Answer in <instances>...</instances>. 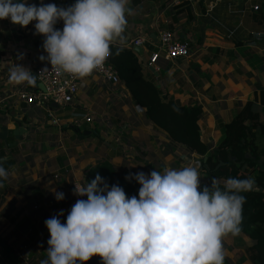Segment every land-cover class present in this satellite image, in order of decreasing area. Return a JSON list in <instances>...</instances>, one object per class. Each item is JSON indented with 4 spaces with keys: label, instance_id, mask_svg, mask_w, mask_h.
<instances>
[{
    "label": "crops",
    "instance_id": "obj_1",
    "mask_svg": "<svg viewBox=\"0 0 264 264\" xmlns=\"http://www.w3.org/2000/svg\"><path fill=\"white\" fill-rule=\"evenodd\" d=\"M45 1L63 6V0ZM185 2L189 10L178 7ZM129 7L135 12L127 16L126 40L113 46L130 48L133 40L142 38L140 48L148 61L162 31L188 42L187 58H160L153 66H143V74L164 100L201 107V141L215 148L222 127L250 103L261 127L255 143L264 150V0H130ZM35 23L22 27L0 20V160L9 171L0 186V264H40L47 259L50 233L45 221L63 210L59 219L66 223L75 202L87 199L74 194L75 184L90 183L103 175L106 165L128 197L138 198L140 188L134 176L125 179L130 173L193 166L201 184L209 182L200 157L155 127L123 82L112 85L92 73L80 81L67 105L38 107L20 101L19 92H36L41 85L9 83L8 67L20 64L34 75L39 64L48 62L40 59L47 57L45 36L36 34ZM63 26L60 20L55 28ZM56 192L65 198L57 201ZM252 244L241 233L226 237V258L239 261ZM86 264L102 260L94 256Z\"/></svg>",
    "mask_w": 264,
    "mask_h": 264
},
{
    "label": "clouds",
    "instance_id": "obj_2",
    "mask_svg": "<svg viewBox=\"0 0 264 264\" xmlns=\"http://www.w3.org/2000/svg\"><path fill=\"white\" fill-rule=\"evenodd\" d=\"M129 3L76 0L65 8L0 0V20L22 27L36 21L47 53L40 59H47L58 74L85 78L104 66L113 44L125 42L127 16L135 12ZM60 20L62 30L55 28ZM8 72L9 83L37 86L39 76L20 64H11ZM133 176L140 185L138 198L128 197L118 185L109 186L99 174L90 183L75 184L74 194L87 199L75 202L66 223L59 219L63 210L45 221L50 239L47 259L40 264H86L94 256L102 264H224L223 241L242 230V193L254 189L253 177L228 178L222 187L213 178L209 187L201 184L193 166L130 173L125 179ZM8 179L0 160V186ZM55 198L61 201L65 194L56 192Z\"/></svg>",
    "mask_w": 264,
    "mask_h": 264
},
{
    "label": "trees",
    "instance_id": "obj_3",
    "mask_svg": "<svg viewBox=\"0 0 264 264\" xmlns=\"http://www.w3.org/2000/svg\"><path fill=\"white\" fill-rule=\"evenodd\" d=\"M34 1L37 6L41 5ZM74 3L75 0H71V4ZM62 7H65V0ZM178 7L189 10L186 2ZM119 48L111 46L110 61L134 103L144 109L149 121L163 130L175 144L200 157V168L209 179L204 185L210 187L213 178L221 182V187L228 178L255 179L254 189L242 193L246 203L240 232L253 244L239 261L234 263L225 258L224 264H241L246 260L252 264H264V150H259L255 143L256 131L261 128L259 115L251 111L250 103L246 104L229 124L222 127L223 135L215 148L209 149L200 139L198 121L202 115L201 107H184L172 99L164 100L154 83L144 76L137 53L132 48H122L117 54ZM261 137H264V131ZM221 162L224 165L216 169ZM110 169L106 165L103 175H100L109 186L115 184Z\"/></svg>",
    "mask_w": 264,
    "mask_h": 264
},
{
    "label": "built area",
    "instance_id": "obj_4",
    "mask_svg": "<svg viewBox=\"0 0 264 264\" xmlns=\"http://www.w3.org/2000/svg\"><path fill=\"white\" fill-rule=\"evenodd\" d=\"M258 9V6L254 7L255 11ZM142 43L143 39L137 38L132 41L130 48L141 47ZM188 56V42L178 40L173 32L165 30L160 32L157 50L150 55L147 64L153 66L160 58L164 61H172L187 58ZM139 60L142 66H147L142 63L141 58ZM44 69H47V71L41 73ZM93 73L99 75L104 81L112 85H118L122 82L117 70L110 61V57L103 67ZM34 76H39L37 83L43 87V90L37 89L36 92H19L17 97L24 103L34 104L38 107L48 106L49 104L67 105L71 103L77 95L80 81L84 79L67 73L58 74L55 69H52L49 62L39 64L35 68ZM85 121L91 122V118L87 117ZM76 125L79 126L78 123ZM80 197L86 198V196Z\"/></svg>",
    "mask_w": 264,
    "mask_h": 264
},
{
    "label": "water",
    "instance_id": "obj_5",
    "mask_svg": "<svg viewBox=\"0 0 264 264\" xmlns=\"http://www.w3.org/2000/svg\"><path fill=\"white\" fill-rule=\"evenodd\" d=\"M38 2L40 3H43L45 5L47 4H51L50 1H45V0H37ZM17 2H20V0H13V3H17ZM69 6H72L71 4V0H65V8L69 7ZM134 51L138 54V56H141V60H142V63H144L145 65H147V61L143 58V53H142V50L140 47H135L134 48ZM149 67V66H148ZM41 90H43V87L41 86L40 87ZM224 164L221 162L217 167H220V166H223Z\"/></svg>",
    "mask_w": 264,
    "mask_h": 264
}]
</instances>
